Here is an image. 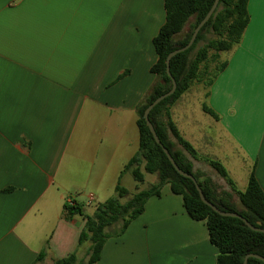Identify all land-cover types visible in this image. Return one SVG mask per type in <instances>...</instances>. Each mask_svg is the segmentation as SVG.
<instances>
[{
    "label": "crops",
    "instance_id": "1",
    "mask_svg": "<svg viewBox=\"0 0 264 264\" xmlns=\"http://www.w3.org/2000/svg\"><path fill=\"white\" fill-rule=\"evenodd\" d=\"M248 12L227 67L209 89L187 90L171 116L240 190L253 171L264 190V0H249ZM165 21L164 0H0V264L73 252L86 264L85 215L119 181L136 187L125 166L139 151L137 106L155 81ZM71 197L83 214L69 218ZM217 254L206 222L165 185L97 264H216Z\"/></svg>",
    "mask_w": 264,
    "mask_h": 264
},
{
    "label": "trees",
    "instance_id": "2",
    "mask_svg": "<svg viewBox=\"0 0 264 264\" xmlns=\"http://www.w3.org/2000/svg\"><path fill=\"white\" fill-rule=\"evenodd\" d=\"M215 0H164L166 21L153 39L157 61L151 67L155 81L137 106L140 129V147L127 163L136 182L144 183L146 174H156L157 182L133 193L121 182L115 194L99 203L93 214L85 215V224L79 235V245L90 243L86 264H97L106 241L121 236L129 225L141 216L147 201L161 196L165 185L182 197L189 216L205 221L210 242L217 248L216 264H243L248 254L264 257V232L253 230L237 217L223 216L204 203L194 181L181 175L162 146L158 144L147 125L146 108L160 95L172 88V79L167 73L166 59L170 52L184 47L191 39L196 26L206 16ZM249 0H220L212 17L201 28L194 44L170 61V69L177 82L176 91L156 105L149 118L162 143L167 147L177 164L193 174L206 198L219 208L237 212L257 227L264 228V190L255 172L250 175L244 191L236 187L225 166L218 160L202 156L179 132L171 116L176 101L194 84L209 89L227 67L228 59L223 54L238 46L249 23ZM209 91L206 92L208 97ZM203 108L217 117L216 112L203 102ZM193 160H203L215 169L230 186L223 189L210 175L196 169ZM67 217L83 214V208L75 203L65 205ZM259 222L261 224H259ZM41 254L40 256H42ZM52 264H81L76 252ZM248 264H264V260L250 257Z\"/></svg>",
    "mask_w": 264,
    "mask_h": 264
},
{
    "label": "water",
    "instance_id": "3",
    "mask_svg": "<svg viewBox=\"0 0 264 264\" xmlns=\"http://www.w3.org/2000/svg\"><path fill=\"white\" fill-rule=\"evenodd\" d=\"M219 1L220 0H215L211 9L208 11V13L206 14V16L200 21V23L196 26V28L194 29V32L192 34V37L190 39V41L184 46V47H181V48H177L175 49L174 51L170 52L167 56V59H166V64H167V73L168 75L171 77L172 79V88L167 91L166 93L160 95L159 97H157L145 110V113H144V117L146 119V122H147V125L148 127L150 128L156 142L158 144H160L164 150V152L166 153V155L168 156L169 160L172 162V164L174 165V167L176 168V170L183 176L185 177H188L190 179H192L196 185V188L197 190L199 191V194H200V197L202 199V201L204 203H206L207 205H209L214 211H216L217 213H219L220 215H223V216H229V217H237V218H240L242 219L245 224L250 227L251 229L253 230H257V231H262L264 232V228H260V227H257L255 226L254 224H252L250 221H248L245 217H243L241 214L237 213V212H231V211H226V210H223L221 208H219L217 205H215L214 203L210 202L202 188L200 187V185L198 184L196 178L194 177L193 174H190L186 171H184L183 169L180 168V166L177 164V162L175 161L174 157L172 156V154L170 153L169 149L167 147L164 146V144L162 143L159 135L157 134V131L153 125V123L151 122L150 118H149V114L151 112V110L156 106L158 105L160 102H162L165 98L169 97L170 95H172L176 89H177V82L175 80V78L173 77L172 73H171V69H170V61L171 59L177 55L178 53H181L183 51H186L187 49H189L195 42L197 36H198V33L200 32L201 28L207 23V21L212 17V15L214 14V12L216 11L217 7H218V4H219ZM259 224H261L259 222ZM250 257H257V258H260L262 260H264V257L261 256V255H258V254H248L244 260V263L243 264H248V260Z\"/></svg>",
    "mask_w": 264,
    "mask_h": 264
},
{
    "label": "rangeland",
    "instance_id": "4",
    "mask_svg": "<svg viewBox=\"0 0 264 264\" xmlns=\"http://www.w3.org/2000/svg\"><path fill=\"white\" fill-rule=\"evenodd\" d=\"M224 57H226V53H224L223 54V58ZM197 90H199V91H201L202 92V90L203 91H205L206 90V88H204L201 84L199 85L198 83H196V84H194L193 86H192V88L190 89V92H192V93H194V91H197ZM197 163H196V169L197 168H199V169H201L202 171L204 170L205 171V173H207L208 175H210L216 182H218L220 185H221V187L223 188V189H226V190H229L230 189V186L228 185V183L225 181V179H223L222 177H220L219 175H218V173H217V171L215 170V169H213L207 162H205V161H203V160H200V161H196ZM157 177V175L156 174H146V180H145V182L144 183H138V182H136V181H134L132 178L130 179V181H126V182H128V184L130 185H136V187L135 188H132L131 190H130V192L131 193H133V192H135V191H137V190H139V189H141V188H145V187H148L150 184H152V183H155L156 181H157V179H156V181H155V178ZM236 187H237V185H236ZM238 188V187H237ZM239 189V188H238ZM240 190V189H239ZM241 191H244V190H242L241 189Z\"/></svg>",
    "mask_w": 264,
    "mask_h": 264
},
{
    "label": "built area",
    "instance_id": "5",
    "mask_svg": "<svg viewBox=\"0 0 264 264\" xmlns=\"http://www.w3.org/2000/svg\"><path fill=\"white\" fill-rule=\"evenodd\" d=\"M93 200H94V195L93 194H90L89 195V201L92 202ZM67 204L68 205H74L75 204L74 198H72V197L71 198H68L67 199Z\"/></svg>",
    "mask_w": 264,
    "mask_h": 264
}]
</instances>
